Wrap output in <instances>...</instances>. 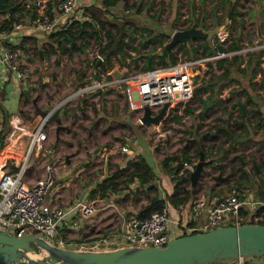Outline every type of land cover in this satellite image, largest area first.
<instances>
[{"label": "rangeland", "instance_id": "374dc122", "mask_svg": "<svg viewBox=\"0 0 264 264\" xmlns=\"http://www.w3.org/2000/svg\"><path fill=\"white\" fill-rule=\"evenodd\" d=\"M138 1L120 0L116 6L100 13L103 20L115 23L119 27H122L124 23L128 33H131V36L135 38L131 42L132 50H127L133 57L137 55V50L149 52L154 47L157 52L161 51L162 46L156 44L148 43L146 47L142 45V42L149 36L160 33L167 41L174 31L189 28L192 25L202 29L206 33L204 39L209 42L215 43L218 39L223 41L224 46H228L233 39H237L240 48L237 49L236 53H239L241 57L235 66L229 67V74L226 79H222L223 70L215 64L218 57L206 55L203 52V43L200 40L192 42V39H189L187 44H184L187 49L180 47L179 43L174 45L170 51L175 56V61L210 58L193 68L195 86L192 98L184 104L174 105L171 108L173 111L169 115L163 117L158 124H152L140 123L141 109L129 106L127 99L121 93V87L111 83L100 87L95 85L98 82L112 80L116 73L134 75L143 71L135 67L132 61L133 57H126V67L115 64L113 58L112 64L114 65L109 67L108 71H103L104 73H101L98 77L92 72V61L90 60L96 58L95 55L97 54L95 50L96 40L93 37L90 38L89 44L83 51L75 52L69 57L61 56L59 64L54 66L50 62L42 65L37 60L38 56L35 52L30 54V63L22 65L27 70L28 81L32 83V92L31 94L24 92L23 97L29 98L33 94H37L39 97L50 98L54 104L69 97L58 108L60 114L63 110L66 111V114L62 117V127L58 138H54L53 128L49 126L48 133L52 142L41 148L45 155L41 156V160L37 162L44 164L50 159V156L46 157V154H51L58 157V163H63L68 157L74 163V166L79 168L83 164L80 162L86 161V156L89 155L90 158L87 160L85 168L88 166L90 169L81 174L80 180L82 183L89 176L92 179L98 176H104V178L109 176L118 166L115 159L121 156L123 151L120 147L124 145L130 149V152H127L129 153L127 155L128 159H138L142 156L152 169L156 170V161L160 164L162 157L168 154H178L184 143L192 138L194 132H190V130H194L197 124H201L200 129L202 132L209 126H215L216 128V125L226 119L229 114L233 120L237 121L238 108L243 105L242 103H245L243 110L258 109L252 101H247L249 95L248 92L246 93L247 87H251V93L264 95V52H262L264 50V0H140L141 10H138L139 12L137 11ZM125 3L128 6L127 9ZM231 14L234 15L235 20L229 17ZM190 43L197 47L195 53L188 46ZM46 53L47 55L53 54L50 48H47ZM233 54L235 53L228 55L224 53L221 56L230 59ZM53 57L56 58L55 55ZM256 63H258L257 68H255ZM140 65H142V62H140ZM237 67H241L244 72L238 71ZM253 69H255V72L260 70L261 74L254 81L252 80L254 77L252 75ZM36 70L38 73H36ZM203 80L214 88L213 98L208 99L210 90L195 92V88L201 85ZM223 83L226 84L221 88ZM80 88L84 90L79 94H74ZM261 99L264 100L263 97ZM204 101H207V103L205 104ZM81 102L83 103L82 108H80ZM205 106L211 109V114L208 118L201 119L198 113ZM80 109L85 110L82 113ZM186 109H193V111L190 110L189 113ZM128 111H132L133 114L132 124H130V115L132 114ZM113 112H116V117L120 121H125L128 115L130 125L127 128L126 124L119 122L118 129L102 137L103 134H106L104 132L108 124L107 118L102 117L100 113L109 116ZM23 113L25 118L31 117L28 109ZM174 114L181 115L180 120L174 119L172 117ZM249 115L251 118L254 117L253 121L255 122L257 117ZM263 119L264 117H261L260 123H263ZM52 123L51 121L50 124L53 125ZM258 130L259 135L264 136V125L259 126ZM229 138L227 135H221L214 142L206 141V145L214 143V150H217L219 146L227 148L228 144L232 143L236 146V150L244 155L243 158L239 154L236 156L244 162L243 167L247 169L249 179L252 181L250 184L246 180L245 183L243 182L245 184L243 189L248 194L249 190L253 191L255 186L257 188L261 187L264 181V144L256 141L244 142L239 138H236L238 142H235L234 140L230 141ZM46 149H51L52 153L46 152ZM205 150L208 152V148ZM190 153L193 155V148H191ZM232 154L233 151L221 160V164L225 167L223 173L217 172L209 165H205L196 187H192L189 182H184L183 185L181 184L184 187L181 188L180 194L189 193V200H194L198 197L208 198L211 195L225 196L236 190L233 185L234 181L239 180L240 162L233 160ZM208 155L210 154L208 153ZM197 161V157L193 155L192 162L196 163ZM173 163L175 164V162H172V165ZM232 168L237 172L234 176L229 175ZM61 172L62 165L55 173V176L60 179L56 180L55 185L59 186V183H61ZM167 174L170 173L167 172ZM127 178H129L128 174H121L117 181L120 182L119 187L126 186L127 189L121 196H124L125 201L122 203L124 207L130 206V200L136 199L137 203L134 207L139 209L142 205L148 203L146 193H149L150 196L162 193L160 187L155 185V189L146 192L147 185L141 186L136 180L132 183L125 182ZM170 180L173 187L170 193L163 191L162 195L165 200H170V195L176 183L171 176ZM243 180L241 179V181ZM157 182L158 178L155 177L150 181V185ZM123 189L125 188L120 190ZM118 191L116 190L114 193ZM70 194L67 195L71 196ZM255 199H259V197H255ZM134 207L132 208L136 209ZM131 214H134V212H131ZM90 234L89 229L79 234L77 229L69 228L67 224H64L57 230L56 238L52 240L59 241L61 247L80 249L81 244L85 242ZM80 238L83 240L77 241ZM66 241H69V243H66ZM107 247L109 246H103L102 248ZM37 253H33V256L36 258L42 256ZM43 253L45 252L43 251ZM248 262L251 264L252 259Z\"/></svg>", "mask_w": 264, "mask_h": 264}, {"label": "built area", "instance_id": "2783aa9c", "mask_svg": "<svg viewBox=\"0 0 264 264\" xmlns=\"http://www.w3.org/2000/svg\"><path fill=\"white\" fill-rule=\"evenodd\" d=\"M47 1H36L40 8L36 24L40 29L51 32L55 30L56 20L47 12ZM78 3L79 0H57L55 9L67 20L78 19L74 18ZM18 27L19 24H15L10 32H0V40L2 37L12 35L14 29ZM95 50L97 52V48ZM236 52L237 50L228 51L226 55ZM223 54L212 55V57H220ZM95 57L101 60L98 52ZM208 58L210 57L175 61L134 75L117 73L112 80L98 82L95 85L100 87L111 83L121 87V93L127 99L129 106L140 108L141 114L145 105H148L151 113L154 114L159 111L164 103H167L166 112L163 116L166 117L173 111L171 108L174 105L184 104L192 98L195 86L193 68ZM0 59L16 71L18 78L27 77V70L16 61L14 50L10 48L3 50ZM82 90L84 89L80 88L74 94H79ZM68 98L57 103L51 111L45 113L31 129L21 160L16 168L7 169L4 168L5 165L0 166V228L17 237L24 234L42 236L48 242L57 246L60 245L59 241L55 242L52 239L56 238L57 230L66 223L68 216L77 213L82 218H87L95 213L97 205L94 200H77L69 206L51 204L47 201V197L55 183L58 157L53 156L45 162L42 175L31 184L25 181V173L33 153L36 150H41L44 141L48 138L49 119L54 111L60 108ZM120 149L123 152H130V149L125 145L121 146ZM46 152L49 153L50 149H46ZM193 165L194 162L190 160L182 161V168L178 175L187 176L193 169ZM190 209L193 215L205 212V220L194 222L191 225L179 224L175 236L207 231L217 226L238 225L244 222L264 223V201L255 199L252 192L248 194L245 192L240 195L233 191L218 199L198 197L191 200ZM242 209H246V213H241ZM119 219V225L117 226L121 239H108L99 235L96 236L97 238L94 237L96 240L82 243L80 249H110L102 247L116 246V244H122L121 246L149 245L161 247L172 238L168 230L169 224L171 222L177 224L170 217L165 203L160 209L151 211L145 216L134 214L128 218L120 216ZM78 224L79 222L76 219H72L70 222L71 228L74 229L78 227ZM43 251L45 252L43 247L35 245L27 251V254L38 252L37 254L43 256ZM249 260L250 258L238 256L232 258V264H249ZM252 261L257 263L256 259H252Z\"/></svg>", "mask_w": 264, "mask_h": 264}, {"label": "crops", "instance_id": "0c3cea01", "mask_svg": "<svg viewBox=\"0 0 264 264\" xmlns=\"http://www.w3.org/2000/svg\"><path fill=\"white\" fill-rule=\"evenodd\" d=\"M16 1L19 3V7L21 8L18 12H16L20 16V22L18 23L19 27L17 29H14V33L12 35L1 38L0 57L3 50L10 48L15 51L16 61L20 64V66H23L30 63L31 61L30 54H32L33 52L35 53L37 52L38 53L36 54L38 56L37 60L42 65H45V63L50 62V64L54 66L56 64V59L58 57L57 54L52 51L51 52L53 54L47 55L46 53L47 48H49L48 44L50 42L49 40L50 31L42 30L36 24V20L40 14V8L36 4L37 0H16ZM56 1L57 0H48L46 7L47 12L51 13V16L54 17V19L56 20L55 30L58 29L63 24H65L67 21V19L63 17L55 9ZM119 1L120 0H118L114 5L108 6L107 9L116 6ZM92 6L102 7L101 0H79L76 13L74 14V18H78L80 20L91 19ZM2 16L3 14L0 13V17ZM91 20L92 22L96 23L95 19H91ZM54 55L56 56V58L53 57ZM62 56H66V55L63 54ZM254 70L255 69L252 70L253 72L252 75H254L252 79L253 81L258 79L259 76H261L260 70L256 72H254ZM36 73H38L37 70ZM26 75H27L26 78L23 79L18 78L16 71L12 69L10 65L3 63L0 59V166L5 165L4 168L7 169L16 168V166L19 164L21 160V156L25 149L27 140L29 139L28 137L29 132L31 131V129H33L37 121L41 117H43L45 113L51 111L53 107L56 105V103L54 104L53 101L50 100V98L46 99L42 96L39 97L37 94H33V96L29 98H24L23 97L24 92L26 93L29 92L30 94L32 92L31 91L32 83L28 81L29 80L28 73ZM248 79L250 81V77ZM251 90H252L251 87H247L246 93L247 92L249 93V96L252 99L250 101H252L253 105L258 107V111H259L258 114H260L261 117H264V107H263L264 100L261 99L262 97L264 98V95L251 93ZM27 109L30 111V115H31V117L29 118H25L23 113ZM83 112L84 111H82V113ZM128 112L132 114V111H128ZM64 114H66L65 110H63L60 114L58 109H56L52 114L51 118L49 119V126L53 128L54 138L56 139L58 138V134L62 127V117L64 116ZM100 114L102 117L104 116L107 118V124H108L107 129L104 132L106 134H103L102 137L103 136L105 137V135H107L109 132H114L116 129H118L119 122H121V124H126L125 126L127 128L129 127L130 124L133 123L132 121L133 114L130 115V119H131L130 124L128 123V118H129L128 115L125 121H120L116 117V112L111 113L112 115L109 116L103 115L102 113ZM253 116H256V114H253ZM57 118L59 119L60 124L57 123L56 121ZM250 119L251 121H253L254 117L253 118L250 117ZM51 121L53 122L52 123L53 125L50 124ZM58 125H60V127ZM250 141H256L257 143L263 142L264 144V136L259 135V132L255 133L253 134L252 139ZM49 142L52 141H51V136L48 133V138L44 141V145L49 144ZM50 152L52 153L51 149ZM128 154L129 153L127 152H122L121 156L118 159H115V162L118 164V166L120 167L125 166V163L129 158L127 156ZM44 155L45 153H43L42 150H36L33 153V156L30 159V162L28 164L25 173V181L28 184H31L36 178L42 175L44 164L42 162L38 163L37 161L41 160V156ZM48 156H50V158L53 157V155L51 154L50 155L46 154V157ZM89 158L90 156L87 155L86 161H81L80 163L83 164H81L79 168L75 167L74 163L71 162L70 158L68 157H66L63 163L61 162L58 163L57 170L62 165V172L60 173L61 183H59V186L55 185L54 183V186L47 197V201L51 204H60L62 206H66V205L69 206L74 202H76L77 200L80 201L94 200L95 204L97 205L95 213L87 218H82L77 213H75L74 215L71 214L68 216L67 221L65 223L67 224V227L71 228L70 226L71 220L76 219L79 222L78 227H76L79 234H82L83 231H86L87 229L91 231L90 236L86 238L89 239L90 241L92 239L96 240L97 238L96 236L99 235H102L108 239H115V238L121 239L120 231L117 226L119 225L120 216L124 218H128L131 215L137 214V212H139L141 207L139 209L137 207H134L136 206L135 204L137 203L136 199L130 200L129 203L131 204L128 207H124L122 205V203L125 200L123 199L124 196L123 197L121 196L127 190L126 188L123 190H119L117 193H114V191H109L107 192V194L101 195L100 191H98L92 195L90 191L96 188V185L102 180V178H104V176L102 177L98 176L93 179L89 176L86 178V180H84L83 183L81 182L80 180L81 174H83L84 172L90 169V167L88 166L85 168V166L87 165V160H89ZM241 161L242 160H240V163ZM152 170L155 174L154 178L155 177L158 178V182L153 184L151 183V185H155L156 187L159 186L160 189L162 190L161 191L162 193L163 191L170 193V190L173 187L170 180L171 174L168 175L167 171L162 169L161 165L158 164L157 161H156V170L154 169ZM58 178L59 177L55 178V182L56 180H60ZM199 180L200 179H198L197 182H199ZM192 187H196V185ZM261 188H264V181L261 184ZM249 191H250L249 193L252 192L253 196L255 197L253 191L251 190ZM68 193L69 194L71 193L70 194L71 196H68L67 195ZM162 193H160L159 196L164 199ZM211 196L208 197L207 199H218L219 197H221L217 195H214L212 197ZM164 203L168 208L170 217L177 222V224L175 222H171L169 224L168 230L172 237L175 236V231L179 224L191 225L194 222L204 221L206 218L205 212H200L198 214L193 215L190 209L191 200H189L186 203L173 205L170 202V200L164 199ZM132 207L136 209H133ZM131 212H134V214H131ZM80 240L81 238L77 239V241ZM121 245L122 244H116V246H121ZM116 246L112 245L107 248H113ZM229 262L231 263L232 260H229L228 263ZM251 264H258V261L257 263L252 261Z\"/></svg>", "mask_w": 264, "mask_h": 264}, {"label": "trees", "instance_id": "16d2710c", "mask_svg": "<svg viewBox=\"0 0 264 264\" xmlns=\"http://www.w3.org/2000/svg\"><path fill=\"white\" fill-rule=\"evenodd\" d=\"M118 0H101L102 7H96L92 6V13H91V19H95V22H92L91 19H72L67 20L65 24L60 26L58 29L51 31L49 33V44L48 47L52 52H55L57 54L56 64L59 63L60 57L64 54L66 56H71L75 52L83 51L86 46L89 44V40L91 37H93L96 40L95 47L97 48V52L101 57V60L96 63L98 60V57L94 58L92 60V72L93 74L100 76L101 73H104L108 71V68L111 67L113 63V58L115 59V64H118L121 67H126V57H133L130 55L131 53H128L127 50L131 49V42L134 41V37L131 36V33H128L127 29L125 28L124 23L122 24V27L117 26L115 23L105 21L101 18L100 13H103V10L107 11V7L114 5ZM140 3V6H139ZM125 8L127 9L128 6L125 3ZM19 3L16 0H0V13L3 14L2 17H0V32L1 33H8L10 32L15 24H18L20 22V16L16 13L20 10ZM141 10V1H138V7L137 11ZM138 11V12H139ZM51 15V13H49ZM232 20L234 19V15L229 16ZM100 28V29H98ZM103 32V33H102ZM201 41L203 44V52L206 53V55L212 56L220 53H226L228 51L237 50L240 48V45L237 42V39H233L231 44L228 46L223 45V41L216 40L215 43L209 42L204 38H195L192 39V42L194 41ZM165 39L163 38L162 34H155L152 36H149L145 39L144 42H142V45L144 47L147 46V44L152 43L153 45L156 44L157 46H162L165 43ZM180 47H185L183 43L178 44ZM190 48L195 53L197 51V47L193 45V43H190ZM12 47V46H11ZM264 52V50H262ZM36 54H38L36 52ZM137 55L133 57L134 65L137 69L140 70H148L152 69L155 66L158 65H168L170 63L175 62L176 58L175 56L169 51L167 58L161 55L160 52L156 51V48H152L149 52H140L137 50ZM251 55V53H250ZM123 56V57H122ZM241 55L239 53H235L231 56V58H227L226 56H220L215 61L216 66L219 69L223 70L222 79H226V76L229 74V67L235 66L236 62L240 59ZM252 59V58H251ZM140 62H142V65H140ZM259 63V62H258ZM255 65V68L258 67ZM89 65V64H88ZM228 66V67H227ZM238 66V65H237ZM238 71H242L241 67H237ZM104 71V72H103ZM255 72V71H254ZM230 81V79H229ZM226 83H223L221 85L225 86ZM207 90H210V93L208 95L209 98H213L214 96V88L210 87L208 83L203 80L201 85L195 88V92H206ZM213 95V96H212ZM252 100L250 96H247V101ZM205 104L207 101H204ZM245 107V103H242ZM83 103L81 102L80 108H82ZM239 107V106H238ZM81 111L85 109H80ZM193 111V109H186L187 112L190 113ZM246 112L245 115L242 114V110L239 107L238 108V115H237V121L232 119V116L229 114L226 119H224L220 124L215 126H209L204 131L201 132V124H197L196 128L194 130H190V132H194L192 135V138L188 139L184 145L179 149L178 154H168L160 159V165L162 169L169 172L172 176V179L176 181L174 190L170 195V202L173 205H177L180 203H186L189 201V193H186L184 195H181V188L184 184V182L190 183V177L189 173L187 176L178 175L179 171L182 168V161L190 160L192 161V156H196L197 159L199 158L200 154L203 153L206 158H210L212 161L209 164V167L214 168L217 170V172H222L225 168L224 165L221 164V160L225 159L228 154H232L233 160H240L236 156L239 154L242 158L244 155L242 153H239L236 150V146L232 143L228 144L227 148H223V146H219L217 150H214V142L215 140H218V137L221 135H227L230 137V141L234 140L236 141V138L243 140L244 142L250 141L252 139L253 134L257 133L258 127L261 125H264V119L263 123H260V114L258 109H244ZM211 114V109H208L207 106H205L199 113L198 116L201 119L208 118ZM256 114L257 119L254 121H251L250 115ZM174 119L180 120L181 115L174 114L172 116ZM201 132V133H200ZM212 132V133H211ZM196 134V135H195ZM228 139V140H229ZM206 141H212L211 145H206ZM243 142V143H244ZM191 148H193V155L190 153ZM208 148V152L205 150ZM208 153L210 155H208ZM172 162H175V164ZM264 163V162H263ZM125 171H128L127 173ZM121 174L125 175L128 174L129 178L125 179V182L129 181L130 183L134 182L135 180L141 185L145 186L147 185V190L155 189L154 185H149L150 181L154 178L155 174L151 167L146 162L145 158L140 156L138 159L131 158L127 160V163L125 166L120 167L117 166L116 169L107 177L103 178L97 185L96 188L92 189L90 192L93 195L94 193L100 191L101 195L107 194L109 191H116L120 190L124 187H119L120 182L118 181V177L121 176ZM237 172L232 168L230 169L229 175L234 176ZM177 175V176H176ZM201 176V175H200ZM238 176L239 180L234 181V188L237 191L238 194H243L245 188V180L247 183L250 184L252 181L249 179V173L247 169L243 166H239L238 170ZM200 179V178H199ZM241 179H244L241 181ZM229 182V181H227ZM244 182V183H243ZM198 183V182H197ZM182 184V185H181ZM197 185V184H196ZM253 193L255 197H259L260 199L264 200V188L256 187L253 190ZM147 198V204L142 205L139 212H137L138 216H145L149 214L151 211L158 210L164 205V199L160 197L159 195H152L150 196L149 193H146ZM246 209H242L241 213H245ZM229 260H232V258L228 259H221L218 261V263L215 264H232V262L228 263ZM258 264H264L263 262H260Z\"/></svg>", "mask_w": 264, "mask_h": 264}, {"label": "water", "instance_id": "95a60500", "mask_svg": "<svg viewBox=\"0 0 264 264\" xmlns=\"http://www.w3.org/2000/svg\"><path fill=\"white\" fill-rule=\"evenodd\" d=\"M205 37L206 33L195 25L179 29L172 33L159 52L167 58L177 43L186 45L189 39ZM240 107L245 115L243 106ZM166 108L167 103H164L158 112L152 114L150 107L145 105L139 117L140 123L158 124ZM56 121L60 124L58 118ZM211 162L203 153L200 154L189 174L191 186L196 185L203 167ZM35 245L45 249L42 257L28 256L27 251ZM238 256L256 259L258 263L264 261V223L244 222L178 235L161 247L124 245L101 250L65 248L51 244L42 236L24 234L17 237L0 228V264H215L221 259Z\"/></svg>", "mask_w": 264, "mask_h": 264}, {"label": "bare ground", "instance_id": "6f19581e", "mask_svg": "<svg viewBox=\"0 0 264 264\" xmlns=\"http://www.w3.org/2000/svg\"><path fill=\"white\" fill-rule=\"evenodd\" d=\"M28 256L31 257V258H36V257L33 256V253L32 252H29L28 253Z\"/></svg>", "mask_w": 264, "mask_h": 264}]
</instances>
